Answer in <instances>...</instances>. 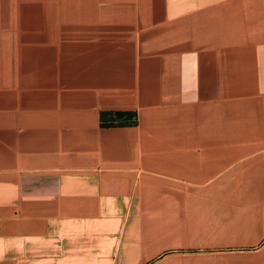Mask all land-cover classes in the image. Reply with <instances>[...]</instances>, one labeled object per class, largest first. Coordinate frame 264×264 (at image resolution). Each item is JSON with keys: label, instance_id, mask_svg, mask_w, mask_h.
Wrapping results in <instances>:
<instances>
[{"label": "crops", "instance_id": "crops-1", "mask_svg": "<svg viewBox=\"0 0 264 264\" xmlns=\"http://www.w3.org/2000/svg\"><path fill=\"white\" fill-rule=\"evenodd\" d=\"M0 264H264V0H0Z\"/></svg>", "mask_w": 264, "mask_h": 264}, {"label": "trees", "instance_id": "trees-1", "mask_svg": "<svg viewBox=\"0 0 264 264\" xmlns=\"http://www.w3.org/2000/svg\"><path fill=\"white\" fill-rule=\"evenodd\" d=\"M130 115L131 114L129 112H115L114 113V118L118 119V118H121V117H129Z\"/></svg>", "mask_w": 264, "mask_h": 264}]
</instances>
